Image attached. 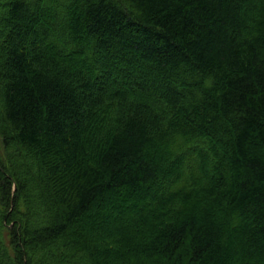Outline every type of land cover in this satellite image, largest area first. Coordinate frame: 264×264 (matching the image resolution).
Returning a JSON list of instances; mask_svg holds the SVG:
<instances>
[{
    "label": "trees",
    "instance_id": "16d2710c",
    "mask_svg": "<svg viewBox=\"0 0 264 264\" xmlns=\"http://www.w3.org/2000/svg\"><path fill=\"white\" fill-rule=\"evenodd\" d=\"M0 264H264V0H0Z\"/></svg>",
    "mask_w": 264,
    "mask_h": 264
},
{
    "label": "rangeland",
    "instance_id": "374dc122",
    "mask_svg": "<svg viewBox=\"0 0 264 264\" xmlns=\"http://www.w3.org/2000/svg\"><path fill=\"white\" fill-rule=\"evenodd\" d=\"M143 72V74H145V71H142Z\"/></svg>",
    "mask_w": 264,
    "mask_h": 264
}]
</instances>
